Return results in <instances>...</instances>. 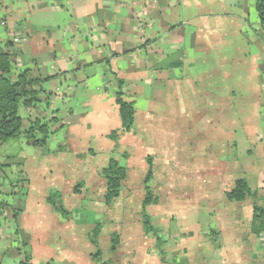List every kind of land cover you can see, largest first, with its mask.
I'll return each mask as SVG.
<instances>
[{"label": "crops", "instance_id": "crops-1", "mask_svg": "<svg viewBox=\"0 0 264 264\" xmlns=\"http://www.w3.org/2000/svg\"><path fill=\"white\" fill-rule=\"evenodd\" d=\"M256 3L0 0V45H11L18 72L30 71L42 79L36 88L40 104L21 112L24 128L37 118L54 119L59 128L45 148L18 139L1 148L9 153L0 163L9 160L15 170L11 180L0 169L1 264H21L25 255L30 256V264H99L92 257L95 247L89 239L102 223L98 216L91 220L80 215L76 202L69 206L72 216L65 220L54 214L47 198L54 191L62 193V188L75 198L82 191L95 190L102 210L106 180L100 172L114 155L128 162L122 190L128 198L133 162L138 157L147 160L152 147L146 143L158 137L166 122L173 126L168 133L173 143L182 141L185 133L207 135L196 144L191 139L195 150L185 154L192 159L189 166L196 188L206 189L213 177L226 196L238 175H245L264 204V31ZM117 78L135 102L136 120L133 130L114 143L109 135L122 126L115 100ZM244 157L248 159L243 162ZM97 158L100 164L88 161ZM211 158L220 160L213 163ZM41 160L46 168L40 171L36 165ZM41 185L49 208L43 202L40 206L41 200L35 202L37 207L30 202ZM11 195L19 198L14 204L5 201ZM245 202L244 208L232 209L239 217L248 214L251 231L253 199ZM110 217L113 222L114 216ZM49 237L67 239L65 244L71 246L72 241L75 247L70 250L61 243L54 252L48 249ZM82 238L92 249L78 247ZM254 241L257 250L264 251V233L254 236ZM163 251L148 246L145 250L155 254L159 264H168ZM248 256L249 263L264 264V255L258 260L252 252ZM204 258L198 260L206 262ZM184 264L189 262L185 259Z\"/></svg>", "mask_w": 264, "mask_h": 264}, {"label": "rangeland", "instance_id": "rangeland-1", "mask_svg": "<svg viewBox=\"0 0 264 264\" xmlns=\"http://www.w3.org/2000/svg\"><path fill=\"white\" fill-rule=\"evenodd\" d=\"M167 123L154 141V137H152L151 142L146 143L147 146L152 147L147 160L141 161L138 157L133 162L134 167L130 171L129 178H131L127 184L131 193L128 198L123 197L122 194L120 202L107 207L108 209L104 205V208L100 210L95 190H91L89 193L88 191H82L75 198L69 189L64 190L62 188L65 209L68 211L71 203L79 202L77 211L80 215H87L91 220L98 216L97 219L102 222V231L99 237V249L95 248V252L97 250L102 252V262L109 264H118L119 262L159 264L158 260H156L158 258L155 259V254L145 252L147 246L153 249L156 248V240L152 235H146L144 232L142 222V214L144 212L150 217L152 225L162 233L166 240L164 245L166 254H164V257L168 264H174L173 259L180 264H184L185 259L189 264H197L200 256L205 257L204 260L206 262L202 260L198 262L199 264H210L211 262L214 264H220L221 262L222 264H254L253 261L249 263L248 253L252 252L255 254L256 259L257 257L261 259L264 251L262 249L257 250L258 245H254L255 241L250 231L248 214L243 213L239 217L237 214L240 213H236L235 209H232L235 207L244 208L246 202L229 201L225 195H222L221 184L217 183L219 181L213 180V177L211 178L213 184H206V189H201L200 191L195 187L193 174L190 172L192 167L189 166V164H192V159L189 155L186 157L185 154L192 153V150H195V148L191 149V139V142L196 144L198 140L207 137L206 133L197 136L192 135V137L185 133L184 138L182 137L183 139L180 141L181 143L175 142V145L172 141V136H168L173 126ZM182 124L185 127V124ZM206 130H210V127L207 126ZM20 140L22 141V139ZM11 141L14 140H10L7 143ZM203 143V145L207 144L206 141ZM180 145L181 151H179ZM177 146L178 148H176ZM8 153L9 150L1 149L0 161L5 160V155ZM112 158L116 159L117 157L114 155ZM117 159L120 160L121 165L126 167L128 162L125 159ZM148 159H150V162ZM247 159V157H244L240 160L244 162ZM100 160V158H97L89 159L88 161L97 165L100 164ZM217 160L220 159L211 158L213 163ZM41 162L42 160L36 165L40 171L42 168H46L43 167L45 163ZM7 163L0 169L8 174L9 179L13 180L14 165L9 164V160ZM150 172L152 175L148 180ZM11 173L13 176H11ZM238 176L240 178V176L245 175ZM45 182H48V179ZM45 182L42 184H45ZM98 187L95 186V188ZM147 188L158 197V202L143 208ZM44 191L45 186L41 185V191L38 189L31 197L30 202H32V205L35 204V207H37L35 202L40 200V206L47 205ZM17 200L19 198L13 195H11V199L7 196L5 197V201L9 203L14 204ZM47 206L48 208L50 207L49 205ZM54 214L60 218L62 217L57 212H54ZM68 214L72 216L71 211H68ZM110 216H114L113 222L109 221L111 220ZM91 224L93 223L91 222ZM85 230L87 233L90 229L86 227ZM212 230L216 233L215 235L212 234ZM114 233L120 234V245L115 253L110 251L111 235ZM127 233H131L130 239L133 237L131 240L134 241L128 239ZM79 236H82V234L79 233ZM66 240L49 237L48 249L50 248L57 252V249L62 247L58 246L61 243L66 248ZM79 240L78 247H82L84 244L85 247L89 246L92 249L91 244L85 239ZM70 245L67 246V249L71 250L70 247H75L72 241ZM134 247L135 249L131 251L130 249ZM241 248H245L242 253L240 252ZM118 252L122 253L118 254ZM262 261H264V258Z\"/></svg>", "mask_w": 264, "mask_h": 264}, {"label": "trees", "instance_id": "trees-1", "mask_svg": "<svg viewBox=\"0 0 264 264\" xmlns=\"http://www.w3.org/2000/svg\"><path fill=\"white\" fill-rule=\"evenodd\" d=\"M256 9L261 29L264 31V0H257ZM10 46V44L6 45V47L0 45V149L8 141L14 139H22L33 147L45 148L48 138L54 135L59 128H55L56 121L54 119L48 121L42 118L30 120L28 127L24 128L25 120L21 116V112L36 108L40 104V91L36 88L40 86L42 79L33 77L30 71L18 72L16 70L14 56L9 51ZM123 86L124 82L118 79L115 100L119 107L122 126L119 130L109 135V138L114 143L118 142L122 134L130 133L133 130L136 120L135 102L124 93ZM148 161L150 162V159ZM2 166L0 163V167ZM100 173L106 180L104 202L106 207H111L121 200L124 182L128 178V169L121 165L117 159L112 158ZM151 175L150 172L148 180L151 178ZM76 192H78L77 189ZM226 197L231 202L240 203L253 199L251 233L256 237H260L264 233V204L260 203L258 194L251 190L247 178L242 176L237 179L233 189L226 193ZM157 202L158 197L147 188L143 208ZM47 203L63 218L69 217L68 211L63 204L62 193L58 191L53 192L47 198ZM17 215L18 213L16 212V224ZM142 222L145 234L152 235L156 240L157 249L163 251L166 240L162 236V233L152 225L150 217L144 212L142 214ZM101 231L102 223H98L89 234L90 242L96 249H99ZM212 234L215 235L216 233L212 230ZM119 245L120 235L117 233L112 234L110 251L116 252ZM102 256L100 250H97L92 255L99 264H109L102 262ZM29 261L30 256L25 255L21 264H30ZM173 263L180 264L175 259H173Z\"/></svg>", "mask_w": 264, "mask_h": 264}]
</instances>
